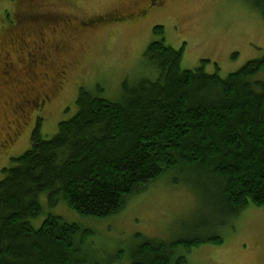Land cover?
<instances>
[{
  "label": "trees",
  "instance_id": "trees-1",
  "mask_svg": "<svg viewBox=\"0 0 264 264\" xmlns=\"http://www.w3.org/2000/svg\"><path fill=\"white\" fill-rule=\"evenodd\" d=\"M253 7L264 19V0ZM154 34L160 40L145 58L157 79L125 83L117 102L81 88L76 114L56 135L43 138L38 124L31 148L3 168L0 264H86L89 230L51 214L32 225L43 215L42 195L51 207L63 201L104 220L165 174L189 173L186 183L217 222L170 242L141 237L132 264H186L194 248L222 244L219 227L264 206V56L221 78L203 65L182 69L183 49L165 44L163 27Z\"/></svg>",
  "mask_w": 264,
  "mask_h": 264
},
{
  "label": "rangeland",
  "instance_id": "rangeland-1",
  "mask_svg": "<svg viewBox=\"0 0 264 264\" xmlns=\"http://www.w3.org/2000/svg\"><path fill=\"white\" fill-rule=\"evenodd\" d=\"M146 2L0 0V47L12 49L20 42L21 35L37 39L36 28L29 25L17 35L9 30L23 10L50 12L54 22L64 21L58 25L52 21L46 38L48 44L57 46L66 41L67 45L50 65L49 80L38 79L32 87L21 83L0 86V142L12 127L11 107L22 94L42 95L54 90V98L42 113L40 124L42 137L51 139L58 132L59 123L76 114L81 88L117 102L125 83L133 85L140 79H157V70L145 58L148 46L160 40L154 34L157 26L164 28L166 45L183 49L184 70L203 65L206 73L227 78L248 61L264 56V19L253 7V0H170L163 12L148 14L138 21L98 20L110 14L136 13ZM86 19H91V28L85 26L80 30L79 21ZM76 28L79 30L75 31ZM64 69L67 78L58 91L57 75ZM32 132L25 129L9 154H5L9 158L0 160V180L4 176L3 168L13 165L12 158L31 148ZM190 178L187 172L171 171L132 196L119 214L104 220L84 217L63 201L51 207L47 196L42 195L43 215L32 220V225L41 227L49 214L60 216L90 231L82 250L86 264H132L141 237L170 242L207 234L209 229L204 225L217 222L211 217L212 210L186 183ZM218 233L223 238L222 244L194 248L187 255L186 264H264V206L247 207L237 218L219 227Z\"/></svg>",
  "mask_w": 264,
  "mask_h": 264
},
{
  "label": "flooded vegetation",
  "instance_id": "flooded-vegetation-1",
  "mask_svg": "<svg viewBox=\"0 0 264 264\" xmlns=\"http://www.w3.org/2000/svg\"><path fill=\"white\" fill-rule=\"evenodd\" d=\"M168 1L170 0H147L140 10L135 11L136 13L123 16L110 14L100 17L98 20H106L108 23L138 21L148 14L163 12ZM52 21L54 22V16L50 12L42 10L25 12L23 10L20 19L14 22L9 29L11 34L17 35L16 33L21 28L23 29L29 25V27L36 28L38 37L36 40H30L21 35L19 37L20 42L12 49L6 50L0 47V86L21 83L32 87L38 79L49 80L50 65L55 63L56 58L66 50L67 46L65 44L66 41L57 46L48 44L46 32L52 25ZM62 22L64 21L54 23L58 25ZM91 22V19L79 21L78 27L80 30H84V27L89 26ZM79 29L76 28L75 31ZM18 74H20L21 79ZM57 76L60 78L58 84L59 91L67 78L66 69L61 71ZM54 93V90H51L50 93L42 95H37L33 92L22 94L20 100L16 102L14 107H11L10 123L12 127L9 131H6L3 141L0 142V160L4 159V157L5 159L9 158L10 155L5 156V154H9V149L17 142L25 129L31 132L36 129L38 124H41L43 120L42 113L53 100Z\"/></svg>",
  "mask_w": 264,
  "mask_h": 264
}]
</instances>
